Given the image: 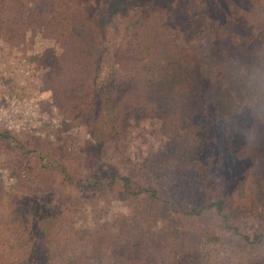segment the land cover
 I'll return each mask as SVG.
<instances>
[{
	"label": "rangeland",
	"instance_id": "obj_1",
	"mask_svg": "<svg viewBox=\"0 0 264 264\" xmlns=\"http://www.w3.org/2000/svg\"><path fill=\"white\" fill-rule=\"evenodd\" d=\"M99 1L0 0V264H169L170 204L208 264L264 256V246H247L213 216L182 212L222 196L228 220L248 232L264 197V161L252 172L245 163L239 185L217 184L203 164L183 167L172 102L144 89L115 52L124 28L101 20ZM115 67L125 86L112 127L90 111ZM114 171L159 199L129 194L112 183Z\"/></svg>",
	"mask_w": 264,
	"mask_h": 264
},
{
	"label": "trees",
	"instance_id": "obj_2",
	"mask_svg": "<svg viewBox=\"0 0 264 264\" xmlns=\"http://www.w3.org/2000/svg\"><path fill=\"white\" fill-rule=\"evenodd\" d=\"M98 9L101 20L112 25L117 18L124 28L115 52L131 74L144 89L160 91L172 102L176 129L185 142L182 166L195 171L197 164L205 165L207 177L217 184L242 183L249 176L244 164L252 172L264 161V0H100ZM137 23L151 31L135 30ZM115 69L90 111L95 120L101 113L108 117L112 127L125 86ZM109 177L131 195L159 199L151 185L132 189L129 177L115 171ZM258 201L256 223L248 232L228 220L222 196L182 212L193 218L213 216L221 229L255 248L264 246V197ZM167 210L174 247L169 264H208L201 240L182 229L180 210L173 204ZM229 259L226 264H232ZM237 261L264 264V256L254 251Z\"/></svg>",
	"mask_w": 264,
	"mask_h": 264
}]
</instances>
